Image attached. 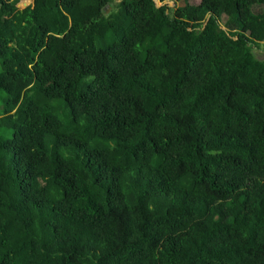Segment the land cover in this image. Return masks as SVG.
<instances>
[{
    "label": "trees",
    "instance_id": "trees-1",
    "mask_svg": "<svg viewBox=\"0 0 264 264\" xmlns=\"http://www.w3.org/2000/svg\"><path fill=\"white\" fill-rule=\"evenodd\" d=\"M178 1L0 0V264H264V0Z\"/></svg>",
    "mask_w": 264,
    "mask_h": 264
},
{
    "label": "rangeland",
    "instance_id": "rangeland-1",
    "mask_svg": "<svg viewBox=\"0 0 264 264\" xmlns=\"http://www.w3.org/2000/svg\"><path fill=\"white\" fill-rule=\"evenodd\" d=\"M201 0H187V4H190V5H197L199 2H200ZM177 5L178 6H183V5H185V2L183 1V0H179L178 2H177ZM110 11V9H107V13ZM227 19V17L225 16V15H222L221 17H220V22L221 23H224L225 22V20ZM256 56L257 57H259V59H262V60H264V42H262L261 44H260V47L256 50Z\"/></svg>",
    "mask_w": 264,
    "mask_h": 264
}]
</instances>
